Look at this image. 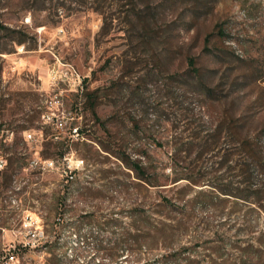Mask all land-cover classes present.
<instances>
[{
	"label": "rangeland",
	"instance_id": "obj_1",
	"mask_svg": "<svg viewBox=\"0 0 264 264\" xmlns=\"http://www.w3.org/2000/svg\"><path fill=\"white\" fill-rule=\"evenodd\" d=\"M49 107L63 130L42 121ZM2 182L0 247L35 249L53 225L68 259L85 246L75 264L182 246L264 264V0H0ZM85 231L138 246L109 259Z\"/></svg>",
	"mask_w": 264,
	"mask_h": 264
},
{
	"label": "trees",
	"instance_id": "obj_2",
	"mask_svg": "<svg viewBox=\"0 0 264 264\" xmlns=\"http://www.w3.org/2000/svg\"><path fill=\"white\" fill-rule=\"evenodd\" d=\"M103 149L110 152L109 149L105 147H103ZM116 157L121 161L124 167L128 168L134 173L135 178L140 183H143V185L147 187H153L164 184L160 183L156 177L151 174V169L144 165L140 160L131 159L121 154L116 155ZM6 185V183H0V189H4ZM2 199L3 198L0 194V203H2ZM173 204L174 203L172 199L167 196H161L157 201L158 206L167 208V210H173ZM3 220H7L6 216ZM108 234L110 235L105 237L101 231L95 233L92 231H85L82 235V245H91L90 248L94 252L106 256L109 259H116L125 250L127 252H134L137 249L138 240L136 241L134 238L125 236L123 233H116L114 231L109 232ZM44 235L45 236L41 241V245L35 249H32L29 244L19 243L9 246L8 244L3 243V245L0 247V257H3L7 263L9 257H17L19 259V263L17 264H27V261L24 259L25 256L34 250H41L45 254V264H62L64 262H67L68 264H75V257L84 256V251L86 249L85 246H82L83 248H81L78 245V247H75L74 249L75 251L72 255V258L68 259L64 251L65 242L61 239L60 232L57 231L53 225H51V228L45 229ZM131 235L133 237L137 236V234ZM191 248V246H182L180 248L166 249L165 252L159 256L153 259H143L138 261L139 263L137 264H156V262H158V264H212L206 259H200L196 257L193 253L194 251H192ZM247 262H249V259H241L240 261L234 259L232 263V261L227 258L222 264H247ZM0 264L3 263L0 261Z\"/></svg>",
	"mask_w": 264,
	"mask_h": 264
},
{
	"label": "built area",
	"instance_id": "obj_3",
	"mask_svg": "<svg viewBox=\"0 0 264 264\" xmlns=\"http://www.w3.org/2000/svg\"><path fill=\"white\" fill-rule=\"evenodd\" d=\"M41 119L45 124L52 125L57 130H63L65 128V121H64L63 116L59 115L57 110H53L51 107H49V110H47L41 114ZM69 130L73 131L76 134L78 133V127L77 126H73V127L70 126ZM26 136L28 138H30L31 134L26 133ZM10 258H12V257H10Z\"/></svg>",
	"mask_w": 264,
	"mask_h": 264
}]
</instances>
